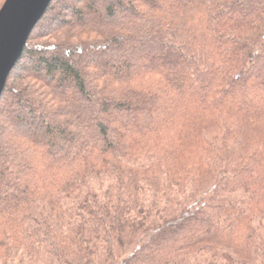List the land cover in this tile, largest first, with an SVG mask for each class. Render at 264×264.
<instances>
[{"label":"trees","instance_id":"16d2710c","mask_svg":"<svg viewBox=\"0 0 264 264\" xmlns=\"http://www.w3.org/2000/svg\"><path fill=\"white\" fill-rule=\"evenodd\" d=\"M0 264H264V0H53L0 98Z\"/></svg>","mask_w":264,"mask_h":264},{"label":"water","instance_id":"95a60500","mask_svg":"<svg viewBox=\"0 0 264 264\" xmlns=\"http://www.w3.org/2000/svg\"><path fill=\"white\" fill-rule=\"evenodd\" d=\"M53 0H6L0 9V98L27 42Z\"/></svg>","mask_w":264,"mask_h":264},{"label":"rangeland","instance_id":"374dc122","mask_svg":"<svg viewBox=\"0 0 264 264\" xmlns=\"http://www.w3.org/2000/svg\"><path fill=\"white\" fill-rule=\"evenodd\" d=\"M6 0H0V9L2 8L3 4L5 3ZM24 53V52H23Z\"/></svg>","mask_w":264,"mask_h":264}]
</instances>
